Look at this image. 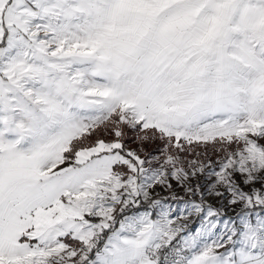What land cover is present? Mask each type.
I'll return each instance as SVG.
<instances>
[{"label":"snow or ice","instance_id":"snow-or-ice-1","mask_svg":"<svg viewBox=\"0 0 264 264\" xmlns=\"http://www.w3.org/2000/svg\"><path fill=\"white\" fill-rule=\"evenodd\" d=\"M0 264H264V0H0Z\"/></svg>","mask_w":264,"mask_h":264}]
</instances>
